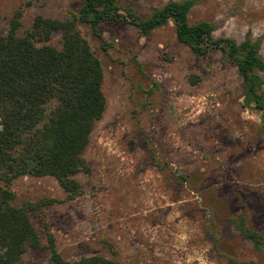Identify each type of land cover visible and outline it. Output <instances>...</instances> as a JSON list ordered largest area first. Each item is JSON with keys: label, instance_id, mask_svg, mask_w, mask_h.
<instances>
[{"label": "rangeland", "instance_id": "1", "mask_svg": "<svg viewBox=\"0 0 264 264\" xmlns=\"http://www.w3.org/2000/svg\"><path fill=\"white\" fill-rule=\"evenodd\" d=\"M81 1L0 0V36L17 8L19 37L34 16L63 19ZM168 1L181 0L116 3L146 18ZM187 20L209 22L213 37L257 41L264 60V0H196ZM76 29L100 62L104 110L81 155L88 172L74 175L80 195L27 212L41 247L19 263L49 264L48 233L67 261L264 264V245L254 250L235 227L242 219L264 232V118L243 104L235 67L219 52L193 55L171 22L145 37L129 24H101L100 39ZM46 44L59 48V33ZM10 189L16 206L64 197L48 176H20Z\"/></svg>", "mask_w": 264, "mask_h": 264}, {"label": "trees", "instance_id": "2", "mask_svg": "<svg viewBox=\"0 0 264 264\" xmlns=\"http://www.w3.org/2000/svg\"><path fill=\"white\" fill-rule=\"evenodd\" d=\"M195 2L168 1L142 18L116 0H82L63 19L34 16L19 37L21 10L13 11L6 34L0 36V264H20L26 249L41 247L27 212L75 199L81 190L74 175L88 172L81 155L104 110L102 69L77 25L87 26L100 39L98 28L103 23L132 25L145 37L171 22L176 41L193 55L219 52L222 61L235 67L241 77L243 104L252 105L264 118V60L258 54V42L248 37L239 43L213 37L209 22L188 23ZM54 32L59 33V48L46 44ZM20 176L53 178L63 199L44 197L13 205L10 186ZM235 227L254 250L264 245V232L249 230L242 219ZM45 242L49 264H115L98 255L67 261L48 233Z\"/></svg>", "mask_w": 264, "mask_h": 264}]
</instances>
